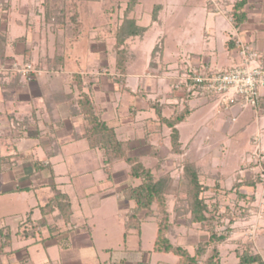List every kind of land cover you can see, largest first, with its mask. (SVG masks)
<instances>
[{
	"label": "crops",
	"instance_id": "crops-1",
	"mask_svg": "<svg viewBox=\"0 0 264 264\" xmlns=\"http://www.w3.org/2000/svg\"><path fill=\"white\" fill-rule=\"evenodd\" d=\"M93 1L100 0H84L78 3L79 19V7L84 2ZM109 1L114 8L118 9L124 6L126 9L127 0ZM226 1L229 11L225 14L215 12L212 0H203L202 5H194V7L200 5L203 8L205 36L209 37L212 28H216V19L222 18L229 23L232 34L226 33V37L220 36V52L209 49L207 56L191 55L194 57L188 60V64L182 63L183 66L178 64L176 72H182L183 68L190 67L191 63V66H208L212 70L228 69L240 64L236 49L231 41L234 31L241 39L252 43L262 54L264 61V0L247 1L243 8L246 20L238 28H234L230 20L232 0ZM138 4L137 0L129 18ZM155 7H157L158 13L160 7ZM157 13L154 22L151 18V25L157 22ZM123 17L124 13L120 21L117 18L119 23L113 28L112 34L121 24ZM45 24L49 25L43 17V0H0V32L3 34V43L0 44V219L10 217L14 213V206H20L23 209L22 218L25 214V219L18 218L15 223H1L0 221V264H177L178 257L174 254L156 253L153 250L158 229L156 219L145 218L138 230L125 228V222L132 211L133 204L122 199L123 192L129 183L132 186H137L139 182L129 180L126 164L124 168L120 167V170L113 169L114 165L118 166L124 163H116L111 166L104 164L103 166L104 172L109 173L114 182L116 190L114 198L118 206H123L126 209L124 214H117L118 218L122 219L125 231L122 244L116 248L112 245L103 246L100 243H95L90 236L91 244H87L84 249L74 251L76 250V235H71L80 228L81 219L78 216L83 214L80 203L74 209L73 200L74 198L78 199L74 188L79 184L83 185L85 190H82L83 195L81 196L87 200L98 201V205L108 199L106 193L99 189L89 191L90 186L100 185L97 183L98 180L92 178V185L82 180L94 169H89L87 165L83 164L85 160H89V157L78 158L77 155L90 152L91 157L97 160L99 152L103 163L104 158L99 149L91 148L88 141L82 137L84 116L80 113L78 98L82 93L89 97L94 112L108 127L114 130L119 141L128 144L130 154L138 157L146 167L151 168L149 163H154L153 166H155L157 158L162 159L164 168L167 169L174 183L181 171L177 168V164L186 158L199 170L200 180L207 187L203 178L208 174L205 173L206 171L204 172L202 165L193 161L192 151L189 149L196 137L184 146L179 135L180 149L183 153L177 156L171 155L169 153V129L161 126L157 118H147L138 122L136 118L141 111L146 112L149 108L154 109L152 104L157 101L162 106L161 115L166 118L171 115L174 106H179L181 109L186 106L190 110V114L183 122L186 123L196 109L211 105L214 120L208 124L216 132L230 137V128L225 129L223 124V119L227 116L226 113H218L213 97L190 99L177 94H167L168 85L165 74H167L168 68L163 64L162 59L158 65L157 61L154 63L151 61L146 72L148 79H158L159 77L163 79L164 87L160 86L162 88L160 91H157L159 86L155 81L154 85L151 83V87H146L149 82L145 79H143L141 87L135 83L134 87L130 88L126 82L127 70L123 81H117L112 51L114 44L110 50H107L98 44V37L95 38L94 47H91L90 55L93 57L86 59V69L83 71L80 69L82 57L77 55V61H75L77 71H74L73 68H68L66 71L65 49L73 48L74 43L79 41L81 32L76 41L69 43L67 39L62 38L60 32L53 28L46 31L43 28ZM48 32L53 35L51 38L48 36ZM143 35L138 36L139 39ZM135 39L137 38L135 37ZM130 41L133 42L134 39H128L127 46ZM192 42V39L188 41L189 44ZM44 44L46 49L43 50ZM52 44L53 48L50 51L48 47ZM57 49L62 57V60H58L60 65L56 68H49L48 62L57 54ZM133 58L132 55L131 60ZM26 64H30L38 70L41 69V73L38 76L25 78L17 72L15 66L22 67ZM13 65L15 66L12 67ZM155 65L156 67H153ZM101 69H106L108 72L99 74ZM76 74L81 76L80 87L73 79ZM150 91L153 94L152 98L149 95ZM128 94L131 95L129 97L131 104L128 102L125 105L126 113L122 116L119 104L122 99L128 98ZM117 95L120 98L119 102L116 99ZM165 111L168 112V116L163 115ZM252 112L253 117L251 120L249 119V123L255 125L251 135V141L256 146L254 152L259 151L264 154V91L261 94L258 108ZM238 113L234 112L235 116ZM148 121L154 122V124H148ZM235 122L236 120L231 123ZM179 125L176 126V129ZM166 138L169 146L165 143ZM206 142L209 140L206 139ZM81 143L84 144L81 145ZM204 143V141L201 142V147L197 148V151L206 150ZM153 152H156L157 158L151 155ZM213 156H221L220 146L214 149ZM200 159L202 160L203 157ZM61 168L77 169L73 174H75L74 178H78L74 181L70 180L69 178L73 177H70L69 173L66 175L62 171L60 172ZM258 171L253 162L245 161L239 168V173L233 175V178L227 183L219 174H211L212 178H216L214 184L218 185V189H215V185L213 188L212 196H215V200L220 189L226 191L225 194L228 197H234L231 198L232 206L224 201L220 205V199H217L220 214L225 213L226 207L229 210L232 209L227 217L223 216L220 221L225 222V230L222 231V224L217 228L218 235L225 233V238L215 245L205 247L208 241V232L199 225L187 226L184 218L176 216L174 210L176 197H169L167 201V210L171 221V230L167 235L169 242L173 246L185 249L190 256L198 254L196 264H243L239 257L242 253L256 258L255 261L248 264H264V181L260 180V177L258 182L256 181L255 174ZM63 176H69V180L65 182ZM107 182L108 179H106V184ZM244 182H256V184L247 186ZM237 184L241 197L233 188ZM55 192L66 197L69 203V214L61 212ZM209 193L211 194L210 188L206 195ZM238 206L260 211V220H255L251 216L246 218L238 216L234 210ZM35 211H38V214ZM150 220L156 223V232L153 228V241L149 246H144L142 242L143 229ZM24 224H26L27 230L33 232V235L22 237L21 232ZM177 226L186 227L191 232L183 237L184 234L176 228ZM84 227L90 235L94 234V231L90 230L87 225ZM131 233H134L139 239L133 245L127 242V237ZM170 238L180 245H174ZM187 247H191V249L189 250ZM90 255L94 257H90Z\"/></svg>",
	"mask_w": 264,
	"mask_h": 264
},
{
	"label": "rangeland",
	"instance_id": "rangeland-1",
	"mask_svg": "<svg viewBox=\"0 0 264 264\" xmlns=\"http://www.w3.org/2000/svg\"><path fill=\"white\" fill-rule=\"evenodd\" d=\"M138 1L139 4L135 8V11L132 13L131 18L136 21L139 27L147 28V30L141 39H139V37L137 36V39L131 38L134 39L133 42H128L127 52L128 54H132L134 58L133 60H131L127 68L126 82L130 86V88H133L135 83H137L141 87L143 79L148 80L147 82H149L146 84V87H151V83H153L154 85L155 81L159 86L157 91H160V89H162L160 86L164 87V83H162L164 82L163 79L160 77L158 79H148V74L146 75V72L149 69L151 61L152 63L157 61L156 64L158 65L160 59H162L163 64L168 68V72L167 74H165V76L167 77L166 83L168 85L167 94L180 95L173 90L171 91L169 84L170 82L168 83V81H172L171 79L175 75H177V73H180L176 72L178 71L176 70L177 67L179 65H182V63L188 64V60L191 57H194L191 55L199 57L207 56L209 49H214L215 51L217 50L218 52H220L221 46L219 38L220 36L226 37V33L232 34V30H230L231 27L229 28L230 25L225 19L218 18L216 19L217 22H215L216 28H212L209 37L205 36L203 32L205 25V14L203 12V8L200 6L203 4V0ZM218 1L221 3V5L222 3H228L226 0ZM233 1L234 0L231 1L232 4ZM195 4L200 5L198 7H194ZM112 6L113 4L109 0H100L98 2H84L83 5L79 7L80 20L83 27L81 30L79 41L74 43L73 48L68 47L65 49L66 71L68 70V68H73L74 71H77V64L75 62L77 61V55L82 57L80 69L82 71L86 69V59L93 57L92 55H90V51L91 47H94L95 45L94 43L96 37L99 38L98 44L103 46V48L110 50V48L113 46V28L116 27V24L119 23L117 22V18L119 19L118 21L122 19L125 7L122 6L121 8L117 9ZM155 6H159L160 9L157 13V22L151 25L152 13ZM43 28H45L46 31H50L53 27L45 24ZM18 29L21 30L20 28ZM48 36L51 38V36L53 35L48 32ZM190 39H192L193 41L191 44L188 43ZM98 44L96 43V45ZM156 47L159 50L154 53L153 50ZM52 48L53 44L48 47L50 51ZM44 49H46L45 44L43 46V50ZM161 55L162 57L160 58ZM14 66L15 65H13L12 67ZM15 67L21 68L20 65H17ZM153 67H156V65ZM185 69L186 68H183V70ZM106 72H108L106 69H101L98 73L105 74ZM137 77L140 79L138 80ZM149 95L150 98H152L153 94L151 91ZM127 96L128 98L125 97V100L122 99V102H120V104L118 103L119 110L122 112V116L126 113L124 111L125 105L128 102L131 104L129 98L131 97V95L128 94ZM116 99L118 102L120 101L118 95L116 96ZM238 112L239 113L238 115L236 114L237 119L234 124L230 122L231 111L225 112V115L227 116H225V119H223V124L225 129L228 130L230 128V137L225 136L221 132H216L211 127V125L208 124L214 120L213 107L211 105L196 109L194 114L188 118L186 123L180 124L177 127L178 133L180 135V141L184 146L191 139H194V137H196L193 143L190 144L189 149L190 151H192L193 161H195L198 165H202L204 168V172L206 171L205 173L209 175V177L207 175V177L203 178V182L208 185L211 192V194L209 193L208 195H206L207 197H212L213 188L215 185L214 183L216 178L214 179L211 177L212 173L219 174L224 178L225 183H227V181L233 178V175L239 173V168L245 163V161H249L251 163L254 161V149L256 148V146L255 143H252L251 141V135L253 134L255 125L251 122L249 123V119L251 120L253 117V112L252 109H245ZM163 115L168 116V112H163ZM147 118H157L154 109L149 108V110L146 112L141 111L136 119L138 122L139 120L143 121ZM148 124L152 125L154 124V122L151 123L150 121H148ZM163 127L165 128V126ZM206 139H208L209 142H206ZM167 140L168 139L166 138L165 143L167 144V146H169ZM203 141L205 142L204 144L206 145V150H204L203 152H199L197 151V148L201 147V142L203 143ZM83 144L84 143H81V145ZM218 146L221 147V156L215 157L213 156V151ZM97 154L99 157L97 160L91 157L90 152H85L83 154L77 155L78 158L89 157V160H85L83 164L87 165L89 169H94L91 170L87 175H85L82 180L87 184H91L92 178L98 180L97 183L100 185L96 187L91 184L92 186H90L91 188L89 187V191L92 192L99 189V191L106 193L108 199L106 202L104 201L102 204L98 205V201L89 199L87 200L84 196H81L83 195L82 190H85L83 185L79 184L76 188H74V191L78 194V199L76 200L74 198L73 200L75 206L74 209H76L77 204L80 203L83 210V214L78 216L81 219L80 228L78 230H75V233L73 232V235H71H76V250H74L75 252L80 249H84V247L90 243V236H92L95 243H100L103 246L112 245L114 248H116L119 246V244H122L123 233L125 232L122 219H119L117 214H124L126 209L123 206H118V203L114 198V193L116 190L112 177L109 173L104 172V163L102 162V159L100 157L101 155L99 152ZM202 157L203 159L201 160L200 158ZM176 159L179 160V158ZM124 165L125 164H119L118 166L114 165L113 169L120 170V167L124 168ZM153 165L154 163H149V166L151 168H154ZM76 170L77 169L74 168H71L69 170L61 168L59 171H62L65 174L69 173V176L73 177L69 179L74 181L78 178H74L75 174L73 173H76ZM255 175L257 177L256 180H259V173H256ZM69 176H63L65 182L69 180ZM101 179L102 181H99ZM106 179H108L107 184ZM225 192L226 191L220 189V192L217 193V199H220V205L221 203L225 202L232 206L231 198L234 197H228ZM224 197L225 200H223ZM217 199L215 200V202L217 201ZM95 203H97L96 206ZM243 208V206H238L237 208H234V210L237 211ZM22 210L23 209H21L20 206H14V213L10 217L7 216V218L0 219L1 223H15L18 218H22ZM35 213L38 214V211H35ZM22 219H25V214L23 215ZM221 224L223 225V231L226 225L225 222H220V226H222ZM84 225H87L90 230H93L94 234L90 235L89 232L85 230ZM153 228L156 232V223L153 220H150L143 229L142 242L144 246H149L152 243ZM176 228L184 234L183 237H185L187 233L191 232L188 228L183 226H177ZM138 240V237L134 233H131L127 237V242H130L131 245L137 243ZM182 240L184 242L185 238ZM182 240H180V242H182ZM170 241L174 245H180L172 238H170ZM187 248L189 250L191 249V247ZM90 257L94 256L90 255Z\"/></svg>",
	"mask_w": 264,
	"mask_h": 264
},
{
	"label": "trees",
	"instance_id": "trees-1",
	"mask_svg": "<svg viewBox=\"0 0 264 264\" xmlns=\"http://www.w3.org/2000/svg\"><path fill=\"white\" fill-rule=\"evenodd\" d=\"M84 0H43V17L46 23L53 27L55 31L61 33L63 39H67L72 43L78 39L82 29V23L78 14V3ZM248 0H234L230 18L234 28H238L245 20L246 14L243 11ZM137 4V0H127L124 17L121 24L114 31V71L117 74L115 79L123 81L127 65L132 59V55L127 52L126 42L128 39L142 36L147 28L139 27L136 22L129 18ZM157 7L152 13V21L156 19ZM3 43V34L0 32V44ZM159 49L156 47L153 52ZM153 53V54H154ZM62 60L61 53L57 54L49 60L48 67L56 68L58 60ZM183 72V70H182ZM73 79L76 85L80 87L82 84L81 76L74 75ZM80 113L84 116V126L82 137L85 138L91 148L99 149L104 158V164L107 166L116 163H124L128 166V178L130 181H138L137 186L130 183L123 192V200L133 204L132 211L125 222V228L139 229L141 222L148 217L156 219L157 235L154 241L153 250L156 253H172L178 257L177 264H196V256H190L188 252L181 248L173 246L167 235L171 230L170 215L167 210V201L169 197H176L174 210L176 216L184 218L187 226L199 225L208 232V241L205 247L215 245L222 241L224 234L218 235V226L223 216L227 217L229 208L220 214L218 210V202H215V196L206 197L209 188L205 186L199 176V170L184 158L177 164L180 174L177 176L176 182H172L169 172L164 168L162 159L157 158L156 152L151 155L157 158L154 168L146 167L138 157L130 154L128 144L119 141L112 128L108 127L100 117L94 112L89 97L80 94L78 98ZM161 126L169 129V153L171 155H181L179 133L176 126L183 123L190 110L185 106L182 109L174 106L169 117L161 115L162 106L156 101L152 104ZM264 168V163H263ZM258 182V180H256ZM247 186H255L256 182H244ZM234 190L238 193L239 185H235ZM218 189V185H215ZM238 196L240 194L238 193ZM55 198L59 200L61 212L69 214V203L65 196L59 192H55ZM23 225L21 232L22 237L33 235V232L27 230ZM199 256V255H198ZM240 262L243 264L252 263L255 257H249L246 253L240 254Z\"/></svg>",
	"mask_w": 264,
	"mask_h": 264
},
{
	"label": "built area",
	"instance_id": "built-area-1",
	"mask_svg": "<svg viewBox=\"0 0 264 264\" xmlns=\"http://www.w3.org/2000/svg\"><path fill=\"white\" fill-rule=\"evenodd\" d=\"M212 4L215 12L225 14L229 11L227 3L221 5L219 1H212ZM231 41L240 64L228 69L214 70L209 69L208 66H190L183 72L177 73L169 84L171 91L186 98H215L218 113L231 111L230 121L234 122L236 120L234 112L245 109L256 110L259 106L260 97L264 91V61L256 47L241 39L236 31ZM16 70L25 78L38 76L41 73V70L30 64ZM253 162L259 170L260 180L264 181V154L259 151L254 152ZM236 214L245 218L251 216L255 220L261 218L260 211L253 209H239Z\"/></svg>",
	"mask_w": 264,
	"mask_h": 264
}]
</instances>
